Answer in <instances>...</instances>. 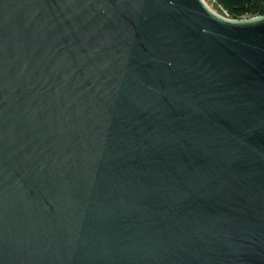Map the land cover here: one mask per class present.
<instances>
[{
    "label": "water",
    "instance_id": "95a60500",
    "mask_svg": "<svg viewBox=\"0 0 264 264\" xmlns=\"http://www.w3.org/2000/svg\"><path fill=\"white\" fill-rule=\"evenodd\" d=\"M0 264H264V16L0 0Z\"/></svg>",
    "mask_w": 264,
    "mask_h": 264
},
{
    "label": "trees",
    "instance_id": "16d2710c",
    "mask_svg": "<svg viewBox=\"0 0 264 264\" xmlns=\"http://www.w3.org/2000/svg\"><path fill=\"white\" fill-rule=\"evenodd\" d=\"M231 19L264 16V0H215Z\"/></svg>",
    "mask_w": 264,
    "mask_h": 264
},
{
    "label": "rangeland",
    "instance_id": "374dc122",
    "mask_svg": "<svg viewBox=\"0 0 264 264\" xmlns=\"http://www.w3.org/2000/svg\"><path fill=\"white\" fill-rule=\"evenodd\" d=\"M205 2L212 11H214L216 14L225 17L226 14L224 13L222 7L215 0H205Z\"/></svg>",
    "mask_w": 264,
    "mask_h": 264
},
{
    "label": "built area",
    "instance_id": "2783aa9c",
    "mask_svg": "<svg viewBox=\"0 0 264 264\" xmlns=\"http://www.w3.org/2000/svg\"><path fill=\"white\" fill-rule=\"evenodd\" d=\"M226 15H225V18H228V19H231V18H229V16H228V14L227 13H225Z\"/></svg>",
    "mask_w": 264,
    "mask_h": 264
}]
</instances>
